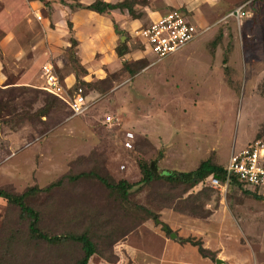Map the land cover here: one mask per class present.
<instances>
[{
	"label": "rangeland",
	"instance_id": "rangeland-1",
	"mask_svg": "<svg viewBox=\"0 0 264 264\" xmlns=\"http://www.w3.org/2000/svg\"><path fill=\"white\" fill-rule=\"evenodd\" d=\"M138 1L143 6L133 19L119 11L96 15L73 0H0V190L20 195L62 181L26 203L52 236L89 231L99 245L89 264H166L173 247L188 254L197 244L208 251L209 264H264L259 193L240 185L187 191L153 182L136 186L123 201L97 178L73 180L94 172L136 184L141 162L184 172L210 159L225 168L233 152L264 134V100L254 99L264 80V0H255L241 22L226 16L249 0L210 8L201 0ZM171 7L213 27L182 49L179 60L153 65L135 29L148 11ZM113 22L122 37L113 34ZM76 32L81 41L74 44ZM121 42L129 49L123 61L115 55ZM46 63L89 93L94 103L86 115L70 118L67 106L41 90ZM254 80L260 82L251 100ZM107 116L111 124L104 123ZM82 256L76 243L33 239L29 220L0 198V264H76Z\"/></svg>",
	"mask_w": 264,
	"mask_h": 264
},
{
	"label": "built area",
	"instance_id": "built-area-1",
	"mask_svg": "<svg viewBox=\"0 0 264 264\" xmlns=\"http://www.w3.org/2000/svg\"><path fill=\"white\" fill-rule=\"evenodd\" d=\"M254 1H246L236 7L226 18L239 22L249 18V9ZM188 17L182 9H174L165 14H157L155 18H149V21L141 24L135 34L143 51L161 61L180 52L208 30L196 26ZM42 76L45 81L42 90L67 106L70 118L84 116L90 111L94 100L89 98L83 87L64 83L52 64L46 63L42 67ZM112 122V116L105 118V124ZM126 136L125 146L131 149L133 134L128 133ZM225 171L226 179L223 182L214 176L207 179L211 187L227 189L231 181L236 180L245 189L264 197V136L256 138L243 150L233 152Z\"/></svg>",
	"mask_w": 264,
	"mask_h": 264
},
{
	"label": "trees",
	"instance_id": "trees-1",
	"mask_svg": "<svg viewBox=\"0 0 264 264\" xmlns=\"http://www.w3.org/2000/svg\"><path fill=\"white\" fill-rule=\"evenodd\" d=\"M30 2L39 1L45 3L46 0H28ZM63 2V0H61ZM77 2L76 8H84L86 10L95 12L99 15H110L114 11L119 12H127L133 19H138L136 14V6H143L138 0H121L118 3H110L106 0H95L92 4L88 6H83L79 1L73 0ZM145 2V1H144ZM174 10V8H170L167 12ZM166 12V13H167ZM70 30L72 29V23L69 24ZM115 32L117 35L122 37V32L119 30L116 23H114ZM76 40H74V44H76ZM129 52L127 42H124L117 47L116 53L118 57L123 61L124 57ZM76 86H81L77 85ZM82 87V86H81ZM259 91L261 96L264 98V80L259 86ZM51 96V95H50ZM53 97V96H52ZM55 98V97H54ZM1 121H0V133H1ZM261 131L264 132V124L261 128ZM260 138L263 135H259ZM139 169L141 172V179L136 184H131L127 181H120L118 183H112L109 180L100 177L94 172L90 173H82L76 177H73V180H78L82 178H97L111 193L116 197L121 198L123 201H127L130 193L136 186H148L153 182H164L167 185L171 186H182L187 191L194 189L198 185L204 183L209 177L214 176L216 179L220 181H225L226 179V171L225 168L213 163L210 159L202 161L198 168L192 171H174V170H164L161 171L158 167V163L152 162H141L139 164ZM62 184V181L55 182L48 186L45 189H37L31 188L27 190L25 193L17 195L11 194L6 191L0 190V198L7 200L10 204L17 206L20 209V212L23 217H26L29 220V233L33 239L44 241L50 245H60L66 242H73L80 245L83 256L76 264H89L90 260L98 254L99 245L91 238L89 231L83 232L82 234H67L64 236H52L40 229V213L29 206L26 203V199L30 196L36 195L41 192H50L56 187H59ZM231 185H240L236 180L231 181ZM241 186V185H240ZM246 193L251 194L246 191ZM145 211L149 216H154L150 211L146 208H141ZM153 218L157 219L156 216ZM108 235H106L107 238ZM199 248L200 253L203 256H206V250L202 247V245H195Z\"/></svg>",
	"mask_w": 264,
	"mask_h": 264
},
{
	"label": "crops",
	"instance_id": "crops-1",
	"mask_svg": "<svg viewBox=\"0 0 264 264\" xmlns=\"http://www.w3.org/2000/svg\"><path fill=\"white\" fill-rule=\"evenodd\" d=\"M107 2H110V3H113V4H115V3H118L119 1H111V0H106ZM201 2H202V6H204V7H216V6H219V4L221 3V0H201ZM174 9H182L183 11L185 10L183 7H177V8H175L174 7ZM186 11V13L187 14H192L191 13V11H187V10H185ZM91 13H93V14H96V15H99V14H97V13H95V12H92V11H90ZM115 12V11H114ZM166 12H164V13H162V12H158V11H148L147 12V14H146V16H145V21H142V22H140V24L137 26V28L135 29V31L140 27V25L141 24H144L145 22H147V21H149V18H155L156 17V15L157 14H165ZM101 16V15H100ZM192 16H193V20H194V23L196 24V26H198V27H200V28H206V29H208L205 33H207V32H209L211 29H212V27H213V24H211V23H203V24H201L199 21H197V19L195 18V16L192 14ZM73 25V24H72ZM75 29V26H73L72 27V29H71V31L72 30H74ZM111 29H112V31H113V34L114 35H116V36H119V35H117L116 34V32H115V28H114V22L113 23H111ZM93 32H95V30L93 29L92 30ZM91 31V32H92ZM204 33V34H205ZM203 35V34H202ZM202 35H200V36H202ZM199 36V37H200ZM76 38H77V40H76V42H80L81 41V36L79 35V32L77 33L76 32ZM198 38V37H197ZM196 38V39H197ZM122 41H123V38H122ZM122 43H124V42H122ZM138 43H139V45L141 46V44H140V42L138 41ZM193 43V42H192ZM192 43H190L189 45H187L185 48H187L188 46H190ZM121 44V43H120ZM128 44V43H127ZM117 49V48H116ZM184 49V48H183ZM141 51L142 52H144L143 51V48H142V46H141ZM181 52V51H180ZM180 52H178V53H176V54H174V55H172V56H170V57H168V58H166V59H164V60H161V61H157L155 58H154V64L153 65H157V63L159 64V63H162V62H164V61H168V60H170V61H175V60H179L180 58H181V56L182 55H179V53ZM129 53V52H128ZM145 53V52H144ZM115 55L117 56V58L121 61V59L118 57V55H117V53H116V50H115ZM62 78V77H61ZM263 77H261L260 78V80L262 79ZM1 80V79H0ZM62 80L64 81V83H66L67 85H69V86H72V85H76V81H75V79L74 80H72L71 81V79L70 78H62ZM260 80L259 81H255L254 83H252V85H253V87H251L250 88V93H249V98L251 99V100H254V99H259V100H261V99H263L264 100V98L260 95V94H255V97H254V99L252 98V95H250V94H253V90H254V88H256L257 86H258V84H259V82H260ZM263 80V79H262ZM45 82V81H44ZM43 85H44V83H43ZM41 90H42V87H41ZM88 95H89V93H87ZM260 97H259V96ZM89 98L90 99H92L91 97H90V95H89ZM198 166H199V164L197 165V167H195L194 169H192V170H195V169H197L198 168ZM192 170H190V171H192ZM183 171V170H182ZM182 171H180V172H182ZM184 171H186V170H184ZM211 187L210 185H209V182L206 180L204 183H202V184H200V185H198L197 187H195V188H201V187ZM211 188H214V187H211ZM244 188V187H243ZM214 189H216V188H214ZM245 189V188H244ZM217 190H219V189H217ZM246 191H248V192H250V193H252V194H257V192H252V191H249V190H247V189H245ZM220 191V190H219ZM165 230V229H164ZM165 231H168V228H167V230H165ZM174 235V234H173ZM173 235H172V239H176L177 238V235H174L176 238H173ZM179 247V249H174V247H173V249L171 250L170 249V251H169V254H167L166 255V259H165V262H166V264H209V263H207V259H210L208 256H207V254H206V256H203L201 253H200V251H199V248H198V251L195 249V248H193V250L192 251H187V252H189L188 254H186L185 253V247H182V248H180L181 246H178ZM177 247V248H178ZM205 250H206V248H204ZM175 251H177V253L176 254H174V252ZM200 254V255H198V253ZM208 251L206 250V253H207ZM187 257V258H186ZM245 260H246V258H245ZM218 261H221V262H219L218 263ZM236 262H242V261H236ZM216 264H224V261H222V260H220V259H216ZM227 264H231L230 262H228ZM242 264H255V262H250V263H242Z\"/></svg>",
	"mask_w": 264,
	"mask_h": 264
},
{
	"label": "water",
	"instance_id": "water-1",
	"mask_svg": "<svg viewBox=\"0 0 264 264\" xmlns=\"http://www.w3.org/2000/svg\"><path fill=\"white\" fill-rule=\"evenodd\" d=\"M124 39V38H123ZM165 230H167V227L164 228ZM173 238H176L174 235H173ZM221 262V261H218V263Z\"/></svg>",
	"mask_w": 264,
	"mask_h": 264
}]
</instances>
